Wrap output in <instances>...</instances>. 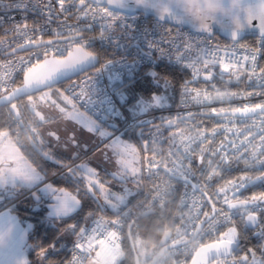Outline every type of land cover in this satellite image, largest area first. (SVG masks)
Segmentation results:
<instances>
[{"label": "snow or ice", "instance_id": "6c2138e0", "mask_svg": "<svg viewBox=\"0 0 264 264\" xmlns=\"http://www.w3.org/2000/svg\"><path fill=\"white\" fill-rule=\"evenodd\" d=\"M106 3L107 5L116 4L114 0H106ZM14 6L19 8L22 4L17 3ZM69 6L75 8L82 16L101 17L109 27L112 21L118 19V14H114L105 6V0H61L60 10L62 12L67 13ZM259 13L264 14V8L259 9ZM37 31L40 30L37 29ZM251 31H258L259 47L247 48L246 45L239 43V36L233 34L230 37L233 43L225 46V49L231 48L232 51L225 50L224 55H220L222 49L219 45L215 47L199 46L185 42L182 51L179 45H174L176 58L186 62L188 68L192 70L193 79L198 78L202 73H206L204 80L211 85L212 91H208L207 88L191 89L188 87L190 81L185 82L182 96L191 95L192 100L205 110L200 113H188L175 119H167L161 125L155 126L157 134H154L150 148L154 155L149 161L147 172L150 175H159L163 169L165 173L173 177L182 176L185 185L190 186L192 189V203L190 205L187 202L189 196L187 191L181 198L179 207L184 208L187 206L188 212L186 214L181 213L179 216L180 224L177 226V234L181 236V239L179 243L174 241L175 246L183 249L186 258L191 256V264H264V244L260 245L259 258L256 255L255 248L245 251L241 250L237 244L238 226L242 223L246 225L258 224L259 215L264 211V192L258 195L253 194L250 197H242V191L251 184L264 181V175L255 177L241 175L238 178L226 180L223 185L211 192L207 191L213 179L222 178V173L229 169L233 162L242 155V152L238 151L244 143V140L240 139L241 133L246 132L245 140L250 139L256 133H264V100L255 105L249 104L244 107L223 106L225 104L231 105V102L241 95L264 97V67L259 69V73L256 71L257 57L261 52H264V27L251 29ZM15 32L19 36H27L28 38L24 43L13 48L8 53L9 55L15 56L16 52L29 49H37V51L29 52L27 58L19 57L0 65L5 69L4 75L0 76V85L11 87L13 74L24 73L20 86L12 89L7 95L0 91V105L11 104V108L8 110L11 122L17 124V129H23L27 139V143L22 141L20 132L17 131L14 142L8 131H0V174L8 171L27 176L33 170L29 162L30 154L26 151V148L29 144L39 145L42 138L38 128L33 126L37 123L35 119L30 123H24L20 120L19 113L13 115L18 105L12 103V101L23 95H28V101L31 104L33 100L31 93L38 92L43 88L51 89L50 81L54 74L62 72L66 75L75 72L73 70L74 66L84 61L91 53L86 51L81 44H76L68 52L67 57H64V49L57 46V40L34 39L28 36L27 25L24 28L17 26ZM205 33L210 35L212 32ZM60 34L59 32L56 33L57 36ZM73 37L81 39L79 30L73 33ZM3 44L4 41H0V45ZM201 44H204V41H201ZM237 47L245 48L250 55L237 56L235 51ZM39 49H43L44 59L42 62ZM50 52L53 53L51 58L49 57ZM33 56L37 61L35 64H32ZM29 64H32V66L27 67ZM217 65H219L221 71L214 73L212 69ZM82 70L80 69V71ZM226 74L228 80H225ZM244 75H247L249 80L255 77L260 86L259 92L240 93L228 89V84L232 79L241 81ZM217 76H219V81L213 82L216 81ZM217 83L221 86L218 87ZM193 92L195 95H192ZM84 95L85 93L82 91L81 96ZM47 96V92L43 93V97ZM214 103H219L222 106L219 108L212 107L208 111V106ZM32 107L34 110L35 105L32 104ZM73 108L75 110V105H73ZM67 115L73 119L84 120L83 114L76 111ZM35 117H40L39 122L44 121L39 112H35ZM197 117H215L223 121V124H218L211 130L202 129L198 126L201 121H197ZM256 117H259L258 122L255 119ZM250 120L252 121L251 124L248 123ZM180 124H184L185 127L180 128ZM173 126L176 127V130L171 132L168 137L165 138L159 135V129L164 127L173 128ZM248 129H252V131H248ZM89 130H91V127H89ZM221 131L232 134L235 139H227L226 137L217 148L210 151L211 143H215V137ZM209 137H211V141L207 147H204L203 145L209 140ZM162 139H167L169 142L168 156L157 161L156 156L162 154V150L157 145ZM237 140H239V143H237ZM260 140L264 141V135L260 136ZM197 143L201 145L198 153L193 148ZM17 145H20V148ZM109 147L120 168L117 175L122 174L123 176L137 178L142 173L143 169L135 166L140 157L134 145L114 141ZM21 148L25 150L24 154L21 153ZM145 150H149L147 143ZM258 150H264V144H258L253 154L255 155ZM194 159L198 160L197 167L204 174V184L192 183L191 170ZM185 161H187V164H185ZM245 167H250V165L245 163ZM97 175L94 170L89 169L85 177L89 188L94 192L97 183H94L93 178ZM98 187L104 200L110 207L115 208L116 204L112 203L110 192L104 187V184H99ZM64 193L75 200L74 196L69 195L66 191ZM197 193H199L198 197ZM111 196L115 198L117 203L123 202L122 197L116 196L114 193H111ZM209 205H211L210 211L207 210ZM225 228L226 230H223ZM120 229L121 221L100 217L91 233L86 234L82 241L77 244V250L82 249V251H77L74 264H116L120 257L119 241L122 240ZM260 232L264 236V226L261 227ZM100 236H103L104 239L98 240ZM94 242L98 243L99 251H96L93 258L91 253L95 251ZM241 251H245L243 256L239 255ZM41 253H43V250H41Z\"/></svg>", "mask_w": 264, "mask_h": 264}, {"label": "built area", "instance_id": "2783aa9c", "mask_svg": "<svg viewBox=\"0 0 264 264\" xmlns=\"http://www.w3.org/2000/svg\"><path fill=\"white\" fill-rule=\"evenodd\" d=\"M20 3L21 7L16 8L14 5ZM61 0H0V41H4L3 45H0V65L6 64L8 61H13L19 57L27 58L29 52H36L37 49H29L27 51H18L15 56L9 55L13 48L18 44H22L27 40V36H19L15 32V28L19 26L24 28L27 25L28 36L34 39L42 38L43 40L53 39L58 41V47L64 49V55H66L76 44H81L82 47L92 50L105 49L111 52V57L105 60H99L98 64L93 68L70 78L65 82L64 91L65 94L71 98L77 105V107L86 113L100 126H108L116 130L113 135L128 133L138 146L142 160V173H141V190L138 196L128 201L122 207L107 212L103 209L92 210L91 216L85 223L84 230L81 234H78L72 239L68 245V252L61 264H74L77 251L81 252L82 249L77 250V244H79L86 234H90L95 227L96 221L100 217H104L108 220L121 221V235L123 239V232L127 225H131L135 218L147 210L162 212L166 208V204L169 201L175 200L177 205H180V201L185 191L189 196L187 202L190 205L191 200V187L185 185L182 176H171L161 170L159 175L149 174L147 168L149 161L152 159L154 153L150 150L154 134H157L155 126L161 125V123L167 119H175L178 116H185L188 113H200L205 109L196 104L191 95H184L183 86L186 81H190L188 87L191 89H204L212 91L211 85L204 80L202 73L198 78L193 79L192 70L188 68L186 62L181 59H177L175 56L174 45H179L181 51L185 42H190L199 46H212L219 45L221 47L220 55H224V51H232L231 48L225 49V46L231 45L232 40L221 38L217 33L212 32L210 35L207 33L191 32L187 27L169 24L163 19H158L153 15H150L143 11L138 10H126L112 5L105 4L111 12L118 14V19L111 22L109 27L105 20L101 17H85L73 7H68V12H62L60 10ZM12 5L11 7H8ZM103 6V5H102ZM39 29L40 31H37ZM8 30V31H6ZM79 30L81 39L73 37V33ZM61 33L59 36L56 33ZM259 35L255 33H249L247 36L240 40L239 43L246 45L247 48H257ZM204 41V44H201ZM71 45V47H70ZM41 55L40 60L43 58V49H39ZM236 55L243 57L250 55L245 48L237 47L235 49ZM261 52L257 57L256 71L259 73V69L264 67L263 54ZM53 55V53H49ZM165 62L175 67L185 69L188 71V76L181 82L175 102L171 105L156 107L153 109L145 110L136 114H129L126 112L123 103L118 95V86L122 85L125 78L130 73H139L143 68L155 69L159 63ZM37 63L33 56L32 64ZM32 64L27 65L31 67ZM212 71L219 73L221 71L219 65L215 66ZM5 69L0 67V76H3ZM24 73H14L11 87L7 85H0V91L3 93L12 90L17 86ZM225 80H228L227 74ZM219 76L216 77L218 82ZM217 86L221 85L217 83ZM230 91H236L240 93L259 92L260 86L258 85L255 77L252 80L248 79L247 75H244L241 81L232 79L228 84ZM223 90V89H222ZM85 93L82 97L81 93ZM192 95H195L193 92ZM264 100V97L259 95L248 97L241 95L235 98L231 105L225 104L224 107L245 105H255ZM183 101V102H182ZM222 105L214 103L209 105L207 110L210 111L212 107L219 108ZM9 108L6 106L5 121L6 128L1 131H8L9 135L15 138L17 131L20 132V139L27 143L26 134L23 129H17V124L11 122V118L8 115ZM258 122L259 117L255 118ZM199 127L202 129L211 130L218 124H223V121L217 118L197 117ZM251 120L248 121L251 124ZM193 123V122H189ZM180 128H184V124L179 125ZM176 130L173 128H161L159 129V135L162 137H168L169 134ZM140 131V133H139ZM252 131V129H248ZM264 133H256L250 139L245 140L246 132H242L240 139L244 140L241 148L238 151L242 152V155L238 160L234 161L229 169L222 173V178H214L211 186L207 189L208 192L223 185L226 180L235 179L241 175H247L252 177L255 172L264 173V150H258L254 155V149L258 144H264V141L260 140V136ZM110 136L109 138H111ZM235 139L232 134H226L221 131L219 135L215 137V143H211V149L217 148L221 141L225 138ZM106 139L107 140H109ZM211 141L205 142L203 145L207 147ZM105 141H103L104 143ZM143 142L147 143L149 150H145ZM239 143V140H237ZM30 145V144H29ZM28 145V146H29ZM20 148V145H17ZM157 147L162 150L161 155L156 156V160L160 161L168 156L169 142L167 139H162ZM201 145L199 143L193 146L196 153L199 152ZM22 149V148H21ZM234 155V154H233ZM245 163L250 167H245ZM187 164V161H185ZM74 165V162L65 166L60 170H54L52 175L48 177V181L53 177L62 174L64 171L70 169ZM198 160L194 159L191 170V180L194 183L204 184V174L197 167ZM169 166H171L169 164ZM163 168V166H161ZM233 174V175H231ZM187 187V188H186ZM36 188H32L33 191ZM197 197L199 193L196 194ZM23 196H15L3 203L0 209H14L15 204L18 203ZM219 206V205H218ZM181 208V207H180ZM210 207L208 209L210 211ZM188 207L181 208V213H187ZM264 212V211H262ZM45 220L52 218L45 216ZM238 219V217H237ZM173 228L169 242L177 241L181 239V236L177 234V226ZM246 225V224H245ZM247 226V225H246ZM104 239L103 236L98 237V240ZM86 242V241H85ZM119 241V248L121 245ZM93 247L95 251L91 253L92 257H95L96 251L99 248L98 243L94 242ZM185 256L182 248L173 246L164 253V261L178 257ZM28 264H42L37 261L29 262Z\"/></svg>", "mask_w": 264, "mask_h": 264}, {"label": "trees", "instance_id": "16d2710c", "mask_svg": "<svg viewBox=\"0 0 264 264\" xmlns=\"http://www.w3.org/2000/svg\"><path fill=\"white\" fill-rule=\"evenodd\" d=\"M91 51L98 54L101 60L108 59L112 55L110 51L105 49L94 48ZM262 56L264 63V53ZM151 71H154V74H151ZM138 74V76L132 78L126 77L124 83L118 86V90L122 89L127 95V98L124 99L123 105L126 112L131 115L135 114V112L132 110L134 105H131L130 102L143 96L151 98L155 94L164 95L167 104H173L178 93V88L181 82L188 76V71L161 62L155 69L150 70L149 68H143ZM64 87L65 82L51 87L55 97H59V95L63 94L67 96ZM153 107L156 106H149L146 109H151ZM5 110L6 106L0 107V131L7 126L5 121ZM31 121L32 120L30 119H24V123H30ZM126 135L127 134H125V136ZM101 142V140L92 142L87 149L80 153L81 155L79 157L65 159V161L59 164L43 159L36 152L32 154L31 162L35 167L42 170L45 179L51 176L54 170H60L73 163L90 152ZM89 156L84 157L83 160L88 159ZM72 169L73 168H70V170H66L62 174L53 177L51 183L58 188H64L70 191L78 190L81 205L74 214L65 219L48 223L43 220L48 212L46 206H40L35 210L29 206V203L26 202V200H22L18 202L14 209L21 220H28L32 223L27 243L30 262L37 261L42 264H61L68 252L69 245L63 244L64 232L70 229L76 237L79 234L81 227L85 225L88 218L91 216L92 210L103 209L107 212L112 211L107 206L97 203L95 198L86 190L82 180ZM257 175H264V173L255 172L252 174V177ZM26 189L28 188L22 187L17 189L18 191L15 192V196H19ZM261 192H264V181L254 183L252 186L243 190L242 197H250L253 194L258 195ZM2 205L3 204H0V207ZM180 214L181 208L177 205L175 200H172L166 204L163 213L153 211L148 215H138L134 222L131 225H127L124 229L123 239L120 245L121 254L116 264H135V256H140L142 251L158 249L163 233L168 229H173L180 222ZM263 215L264 212H261L258 224L253 228L247 227L244 229L243 223L238 226V234L241 236L244 235V246L255 248L256 253L259 256L260 245L264 244V236H262L260 232L261 227L264 226ZM41 250H43L44 258L39 261L37 257L38 254L41 253Z\"/></svg>", "mask_w": 264, "mask_h": 264}, {"label": "rangeland", "instance_id": "374dc122", "mask_svg": "<svg viewBox=\"0 0 264 264\" xmlns=\"http://www.w3.org/2000/svg\"><path fill=\"white\" fill-rule=\"evenodd\" d=\"M150 73L154 74V71H151ZM138 75H139L138 73H130L127 75V78H132V77L138 76ZM45 92L48 93L47 97H43V93H45ZM118 95H119V98H120L122 103L124 102V99L127 98V95L125 94V92L122 89L118 90ZM65 97H67V96H65L64 94L59 95V97H55V95L53 93V89L47 88L45 90H42V91H39L36 93V100L38 101V102L36 101V103L38 104V106L43 107L45 103L50 101L54 104L56 103L58 106H61V108H63L65 111L68 110L69 111L68 113H73L74 111H76V112L83 114L84 120H82V121L68 117L67 112L64 113V110H63L64 117L62 115L60 116V112H58V111L56 112L55 116L57 118H60V120L62 122H66L70 126H73L75 128V130H77V132L80 133L79 134L80 136H81V133L83 134V132H86L87 135L93 136L92 137V138H94L93 142H95L96 140L97 141H99V140L105 141L104 143L103 142L100 143V145H99L100 148H99V146H97L94 148L95 149L94 151H92L93 150L92 149L91 152H89L91 154H90V156L88 154V156H89L88 159L82 160L84 157H86V154H85L84 156H82V158H79L76 161H74V165L71 168H74L78 173L82 174L84 177H86V174H87L89 169L94 170L98 174L96 177L93 178L94 183H97L96 189L98 192V197L104 203L109 205L104 200L103 196L101 195V193L99 191L98 185L102 184V183L97 179L98 177L101 176V173L96 170L97 166H99L100 162H102V161L106 162V159H105L106 155H107L106 151L111 150L109 145H111L114 141H119L121 143L134 145L137 148L140 160L135 166L142 168V160H141L140 150H139L138 146L136 145V143L134 142L133 138L128 133L113 135V133L116 132V130H114L108 126L98 125L86 113H84L83 111L76 108V106H75V110H74V108H73V105L75 104L74 101L68 97H67V99H65ZM130 104L134 105L132 110L135 112V114L142 112V111H145V110H149V109H146L149 106L163 107V106L168 105L166 97L164 95H158V94L153 95L151 98H147L144 96L140 97L137 100L131 101ZM156 107H153V108H156ZM153 108H151V109H153ZM89 127H91V130H89ZM55 129L57 130V128H55ZM43 133H45L44 130L40 134L43 135ZM88 133H90V134H88ZM101 133H103V135H101ZM125 134H127L126 135L127 137L125 136ZM9 136L11 137V135H9ZM110 136H112V137L109 138ZM108 138H109V140L106 141V139H108ZM85 149H87V148L86 147H80L79 150L74 148V150H71L69 157L70 158H75V157L77 158L81 155L80 153L83 152ZM24 151H25L24 149H21L22 154H24ZM26 151L30 154V156L33 154V149H32L31 144L29 146H27ZM48 152L50 154H53V151L50 149H48ZM115 161H116V157H115ZM116 165L118 167L117 169L120 170L119 165L117 163H116ZM68 170H70V169H68ZM34 176H35L34 171H32V173L30 175H27V176L6 171L3 174H0V190H6L7 188L15 187L17 185H26L28 183H32L34 181ZM125 177L128 181H126L124 183L119 182V181H113L110 177H105L107 182L110 183V187L105 186V185H104V187L110 192L109 193L110 199L112 200V203H114V204H116L117 201L115 200L114 197L111 196V193H114L116 196L122 197L124 199V197L128 196V194H130L132 191H135L137 189V186H138L137 184L139 182L141 174L137 178H133V177H129V176H125ZM43 182H45V181H43ZM49 183L50 182H47V184H49ZM27 188L28 189H26V190H29V189L31 190V187H27ZM17 191L18 190H15L14 192H17ZM43 191L47 194L44 196V202L41 204L42 205L46 204L47 206H49L51 208L50 213H51V215H53V216L45 215V216L52 218L50 220H45V218H43V220L45 222L52 223V222L60 220V219H65L66 217H68V216L72 215L74 212H76L77 209L79 208V201L77 199V195L75 196L73 191H68L67 193L69 195L75 197L76 203L74 206H72L71 201H66L65 207L72 206V211L67 215L54 214L53 208H54V205L57 203V201H56L57 195H60L58 192L59 190H58V188L56 189L54 185L50 184V185L44 186ZM24 192H22V193L20 192L21 193L20 195H23ZM40 194L42 196L43 192L41 191ZM50 200H52L54 202H51ZM17 204L18 203L15 204V207ZM14 209H12V210H14ZM56 216L57 217L58 216L65 217V218H57ZM263 217H264V215H263ZM25 230H26V227L24 228L23 222H19L18 224L13 226V232H12L11 237L9 239L8 246L6 248V257L7 258H8V256H11L14 253H16L18 243H19V241H21L20 239L17 238V233L18 234H20V233L25 234ZM224 230H226V229H224ZM97 251H99V248L97 249ZM120 254H121V251H120ZM7 258H5V261L9 264V259H7ZM5 261H4V263H5Z\"/></svg>", "mask_w": 264, "mask_h": 264}, {"label": "clouds", "instance_id": "9594fccd", "mask_svg": "<svg viewBox=\"0 0 264 264\" xmlns=\"http://www.w3.org/2000/svg\"><path fill=\"white\" fill-rule=\"evenodd\" d=\"M114 2L142 7L156 18L171 20L177 25L187 27L191 32L211 31L231 37L233 34L240 36L245 31L264 27V14L259 13V9L264 8V0H114ZM56 201L53 211L57 215L69 214L76 203L63 192L57 195ZM65 201H71L72 206L65 207ZM12 232L11 223H5L0 227V248H7ZM20 238L24 239L23 233L20 234ZM154 256L155 264H164L163 250L155 251ZM9 264H24V258L12 256Z\"/></svg>", "mask_w": 264, "mask_h": 264}, {"label": "flooded vegetation", "instance_id": "af4514ba", "mask_svg": "<svg viewBox=\"0 0 264 264\" xmlns=\"http://www.w3.org/2000/svg\"><path fill=\"white\" fill-rule=\"evenodd\" d=\"M32 97H33V100H32L31 104L28 101V96L20 98L19 100H17V103H18V106L20 107V110H21V113H22V116L24 119H26V120L27 119H30V120L35 119L37 121V123L35 125L38 127L39 133H42V131L45 129V131H47L46 133L49 137H51V136L54 137L52 139L53 141H50L51 139L42 140V142L38 145V147L41 150H45L47 152H48V149L52 150L54 152L53 155H55V157L60 160V163H62L63 161H65V159L70 158L69 154L71 153V150H74V148L79 150L80 147L88 148L89 145L94 141V138H92L93 137L92 135H87L86 132H83V134L81 133V136H80L79 135L80 133H78L77 130H75V128L73 126H70L66 122H62L59 118H57L55 116L56 112L61 111L62 109L56 103L54 104V103L49 101V102L45 103L43 107H41V106H38V104L36 103V101H37L36 100V93L33 94ZM32 104L35 105V109H38L39 111L42 112V116L44 118L43 122H39L40 121L39 117H35L36 111H35V109L33 110ZM57 119H59L61 122ZM54 127L57 128L56 133L53 130H51V128H54ZM88 134H90V133H88ZM99 148H100V146H99ZM32 149H33V153L36 152L35 148L33 146H32ZM106 153H107L106 158H105L106 162L105 161L100 162L99 166H97V168H96V170L101 173V176L98 177L97 179L102 184H104L105 186L110 187V183L107 182L105 177H110L113 181H117V180H114L109 175V173L110 172H119V170L117 169L118 167L116 165L115 156L113 155V152L111 150L110 151L107 150ZM88 154L90 155L91 153L88 152L86 154V156H88ZM81 180H82L83 184H84V181H87L83 175H82ZM95 192L97 193V196H98L97 189H95ZM13 193H15V192L2 191L0 193V195L5 197L8 194H13ZM22 196L23 197L21 198L20 201L26 200V202L29 203V206L35 210L38 209V207H40V205H42L41 203L44 202V198L41 196L39 190H37V189H34L33 191H30V189L26 190ZM38 197H40L39 201L36 200ZM98 201L101 205H104V202L99 197H98ZM243 228L245 229V228H247V226L245 224H243ZM169 241L170 240H168V242ZM237 242L239 243L238 247L241 250L246 251L248 249H252V248L244 246V235L241 236L240 234H238L237 235ZM159 249H160V246L158 247V249H155V250L142 251L140 256H139L140 263L141 264H148L151 261L152 257L154 256V252L159 250ZM167 251L168 250H166L165 252H167ZM245 251L239 252V255L243 256L245 254ZM256 255L259 258V255L257 253H256ZM164 264H191V256H188L187 258L185 256H183V257L178 256V257L170 258V259L164 261Z\"/></svg>", "mask_w": 264, "mask_h": 264}, {"label": "water", "instance_id": "95a60500", "mask_svg": "<svg viewBox=\"0 0 264 264\" xmlns=\"http://www.w3.org/2000/svg\"><path fill=\"white\" fill-rule=\"evenodd\" d=\"M105 4H107V3H106V0H105ZM112 6L119 7V8L126 9V10H138V11H143V12H146V13L152 15V14L150 13L149 10L144 9V8H142V7H139V6L133 7V6H131V4H129V3H125V4H112ZM153 16H154V15H153ZM163 20L166 21V22L169 23V24H175V23H174L173 21H171V20H166V19H163ZM249 33H255V34L259 35L258 31H257V32H253V31H251V30H248V31H245V32L241 33L240 36L238 37V40H239V41H240V40H243V39L247 36V34H249ZM218 35H219L221 38H224V39H227V40H231L230 37L223 36V35H220V34H218ZM48 40H53V39H48ZM45 41H47V40H45ZM73 48H74V47H73ZM71 50H72V49H71ZM71 50H70V51H71ZM85 50L88 51L89 53H91V55H90L89 57L85 58L84 61H82V62H80V63H78L77 65L74 66L73 70H74L75 72H71V73H68V74H66V75H64L62 72H58L57 74H54V76L51 78V81H50L52 87L55 86V85H58V84H60V83L66 82V81L69 80L70 78H73V77H75V76H77V75H79V74H81V73H83V72H85V71H87V70L93 68L94 66H96V65L98 64V62H99V60H100L98 54H96L95 52H93V51H91V50H89V49H86V48H85ZM67 54H68V53H67ZM67 54L64 55V57H67ZM51 56H52V55H49L50 58H51ZM58 58H59V57H58ZM43 59H44V57L42 58L41 62L43 61ZM80 69H83V70L80 71ZM63 75H64V76H63ZM23 76H24V74L22 75V77H21V81L19 82V84H18L17 86H15L14 88H16V87H18V86H20V85L22 84ZM14 88H13V89H14ZM45 89H47V88H43V89H41L40 91L45 90ZM10 91H12V90H10ZM10 91H8V92H10ZM8 92H5L4 95H7ZM38 92H39V91H38ZM35 93H37V92H35ZM35 93H31V95H33V94H35ZM27 96H28V95H23V96H21V97H18L16 100L12 101V103H15V104L18 105L17 100H19V99L22 98V97H27ZM2 106H7L8 108H11V104H9V105H0V107H2ZM35 111H36V112H39L40 115L42 116V112H41V111H39L38 109H35ZM16 113H19V114H20V120L24 122V118H23V116H22V113H21V110H20V107H19V106L17 107V109L14 110L13 115L15 116ZM42 117H43V116H42ZM39 119H40V117H39ZM139 133H140V131H139ZM31 146H33V147L35 148V151H36V152H37V153H38L43 159H45V160H47V161H49V162L55 163V164H59V163H60V160H59L58 158H56L54 155L50 154L49 152H47V151H45V150H41V149L38 147V145L31 144ZM143 147H144V148L146 147V143H145V142H143ZM72 170H73V172H74L79 178L82 179V175H81L80 173H78L74 168H73ZM117 173H118V172H110L109 175H110L114 180H117V181H119V182L124 183V182L127 181V179H126L125 176H123L122 174H121V175H117ZM192 183H194V182L192 181ZM211 184H212V182H211ZM84 185H85L86 190H87V191H88V192H89V193L95 198V200L97 201V203L100 204L99 201H98L97 193L94 192V190H91V189L89 188L87 181H84ZM252 185H253V184L249 185L248 187H250V186H252ZM248 187H247V188H248ZM244 190H245V189H244ZM0 193H1V190H0ZM13 197H15V193H13V194H8V195L5 196V197L0 195V204H3L4 202H6L7 200L12 199ZM206 199H207V197H206ZM36 200L39 201V200H40V197H38ZM209 207L211 208V205H209ZM152 212H153V210H147V211L143 212L141 215H142V216H144V215H148V214H150V213H152ZM256 225H257V224H256ZM256 225L247 224V227H251V228H253V227H255ZM84 226H85V225H83V226L81 227V229L79 230V234H81V233L83 232V230H84ZM171 234H172V230H171V229H168V230H166V231L163 233V235H162V237H161V239H160V242H159V246H160V249H159V250H163V252H165L166 250H168V249H170L171 247L175 246V245H174V241H173V242H168V240H169L170 237H171ZM179 241H180V240H177V241H175V242L179 243ZM237 244H238V246H239V243H238V242H237ZM135 264H141L138 255L135 256ZM148 264H155V256L152 257L151 261H150Z\"/></svg>", "mask_w": 264, "mask_h": 264}, {"label": "crops", "instance_id": "0c3cea01", "mask_svg": "<svg viewBox=\"0 0 264 264\" xmlns=\"http://www.w3.org/2000/svg\"><path fill=\"white\" fill-rule=\"evenodd\" d=\"M68 97V96H67ZM69 98V97H68ZM75 103V102H74ZM77 107L76 103L74 104ZM61 107V106H59ZM62 110H64L63 108H61ZM79 109V108H78ZM80 110V109H79ZM82 111V110H81ZM60 112V116L62 115L64 117V113L67 112L68 114V110H64V113L63 111H58ZM60 119V118H59ZM57 119V120H59ZM65 119V118H64ZM35 127H37L35 124H34ZM38 128V127H37ZM51 130H53L55 133L57 132V130L55 128H51ZM39 131V130H38ZM44 132L43 135L40 134L42 140L46 139V140H49L51 139L50 141H53L52 139L54 138L53 136L49 137L47 135V131H45L44 129ZM100 145V144H99ZM97 147V146H96ZM95 149H93L94 151ZM54 154V152H53ZM52 154V155H53ZM55 156V155H54ZM31 158H32V155L30 156V164L32 166V170L34 171V181L32 183H28L26 185H17L15 187H10V188H7L6 190H1L2 191H9V192H14L15 190L19 189V188H22V187H31V188H36L37 190H39V192H43L42 194V197L44 198V196L47 194L43 191V187L44 186H47V185H50L52 184L51 183V179L48 180V181H45L48 179L43 177V172L42 170L38 169L37 167H35L33 165V163L31 162ZM82 158V157H81ZM83 160V159H82ZM50 177V176H49ZM45 181V182H43ZM47 182H50L49 184H47ZM53 185V184H52ZM137 189L135 191H132L130 194H128V196L124 197L123 199V202L122 203H116V207L115 208H112L110 207L109 205H107L106 203H104L105 206H107L110 210H116L120 207H122L124 204H126L128 201H130L131 199L135 198L139 193H140V190H141V179H139V182L137 184ZM55 186V185H54ZM55 188L57 189L58 187L55 186ZM58 192L59 194H61L62 192L64 193L65 191L68 192L70 190H66L64 188H58ZM61 190H64V191H61ZM74 192V195L76 196L77 195V199L79 201V207L81 205V200H80V197L78 195V190L76 191H73ZM51 202H54L52 200H50ZM40 206H46L48 208V212L46 213V215H50V216H53L51 215L50 213V210L51 208L49 206H47L46 204L44 205H40ZM39 208V207H38ZM78 210V209H77ZM10 213H15V215H10ZM75 213V212H74ZM73 213V214H74ZM71 216V215H70ZM57 217V216H56ZM69 217V216H68ZM57 218H65V217H60L58 216ZM67 218V217H66ZM19 222H23L24 224V228L26 227V230H25V234H24V239L21 240L20 238V234L17 233V238L20 239L21 241H19L18 243V246H17V249H16V253H14L13 255L11 256H8V258L6 257V248H0V264H8L6 261H5V258L7 259H10V257L12 256H22L24 258V264H28L30 262V258H29V255H28V251H27V243H28V234H29V231L30 229L32 228V223L28 220H21L20 217L18 216V214L12 210V209H7V211H0V227L4 226L5 223H11L12 226H15L16 224H18ZM22 224V223H21ZM63 238H64V245H68L70 243V241L72 239L75 238L74 234L72 233V231L70 229L66 230L63 234ZM13 243V242H12ZM44 258V253H40L38 254V257L37 259L39 261H41L42 259ZM5 261V263H4Z\"/></svg>", "mask_w": 264, "mask_h": 264}, {"label": "bare ground", "instance_id": "6f19581e", "mask_svg": "<svg viewBox=\"0 0 264 264\" xmlns=\"http://www.w3.org/2000/svg\"><path fill=\"white\" fill-rule=\"evenodd\" d=\"M13 198H14V197H13ZM13 198H12V199H13Z\"/></svg>", "mask_w": 264, "mask_h": 264}]
</instances>
